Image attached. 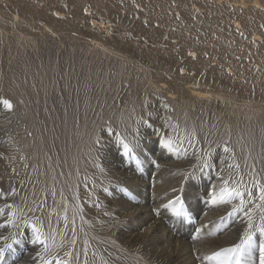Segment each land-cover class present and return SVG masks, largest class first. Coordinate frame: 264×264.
Returning a JSON list of instances; mask_svg holds the SVG:
<instances>
[{"label": "rangeland", "instance_id": "rangeland-1", "mask_svg": "<svg viewBox=\"0 0 264 264\" xmlns=\"http://www.w3.org/2000/svg\"><path fill=\"white\" fill-rule=\"evenodd\" d=\"M257 1L258 6L254 5L255 0H0V16L3 19L5 15L0 23V47H4L3 52L0 50V117L9 111L2 101L11 100L3 87L10 64L15 60L17 62L18 58V61L27 59L25 61L29 62L30 58L27 57L30 55L23 50L35 53L30 66H42L45 85L53 84L51 91H56L43 97L57 96L66 85L74 88L76 79L82 82L86 79L85 83L92 88L89 89L91 97L98 95L97 90L105 92L102 98L111 107L97 134V151L93 157L100 168L103 165L102 154L111 152L112 156L105 158L108 163L103 165L104 169L114 162L116 170L127 167L140 179L141 186L138 183L122 184L119 189L122 201L134 198V203L148 202L155 208L169 199L179 198L181 203L176 206L184 210L183 217L174 216L171 209H161V215L155 218L152 210L142 214L145 220H155L154 231L163 226L159 235L154 237L124 227L121 234H117L115 229L105 233L100 231L101 234L96 235L98 229L95 227L93 232L87 234L77 217L63 214L60 217L56 214L61 230L57 238L56 233L51 232V225H48L51 216L47 214H54L57 206L41 205L43 199L35 201L33 196L38 208L28 212L29 208L19 203V195L32 184L33 179L39 176L42 182H47L43 170H37L36 159L28 153L14 157L10 152H0V192L3 193L0 208H5L6 204L25 208V223L19 227L17 236L22 243L14 246L15 256L7 254V264H44V261L55 264L56 256L63 258L66 250L74 252L73 264H84L85 259L87 264H172L162 262L170 255L175 264H202L200 257L239 242L246 221L242 216L229 217L231 207L227 213V205H213L211 198L213 186L217 193L222 186L220 177L231 178V184L242 181L240 189L243 191L246 186L256 193L257 198L259 186L264 185V176H258L259 170L264 167V157L261 155L264 143V0ZM30 4L37 11H47V14L38 12L21 17L23 9ZM58 12L64 14L61 20L55 17ZM15 14L20 18L17 16L11 24L10 17ZM93 21L110 25L106 27L107 31L101 28V37L92 31ZM46 27H49L54 40L45 36L44 33L49 32ZM255 36L259 39L255 40ZM80 39L100 40L105 49H81ZM43 47L54 50L44 63L41 55ZM151 54H154L153 57L149 56ZM66 80H69L68 84ZM161 81L169 86L164 92L171 90L178 95L169 103L163 97L166 92L158 91ZM190 84L191 89L206 92L208 96L190 98L184 88ZM129 107L133 108L134 116L130 124H124ZM238 109L240 120L246 125L248 121L254 128V138H250L252 142L247 139L248 148L236 145L235 136L227 129L230 114ZM196 120L206 131L205 136H198L193 125ZM133 130L138 131L134 133ZM244 133L242 131L240 134L243 139L247 137ZM128 134L131 140L126 139V142H132L130 145L134 148V154L125 156L119 138ZM225 147L230 151L225 152ZM25 149L29 147H23V151ZM202 160L211 167H202ZM227 162L239 167L229 168L225 166ZM185 163L188 169L191 168L187 173H184ZM17 173H23L26 178L18 181L14 178ZM160 173L168 174V197L165 193L158 197H147V185L153 190L154 179ZM174 175L182 183L170 181ZM184 180H189L192 185L191 194H186ZM55 186L57 193L46 200L48 204L62 194L58 181ZM156 187L163 189L165 185ZM143 188L146 195L142 192ZM13 190L18 194L16 198L11 194ZM61 196L69 200L65 195ZM101 201L95 205L93 203L92 208L102 210L105 204L102 205ZM220 209L222 212L216 218L218 221L206 228L207 224L201 220L209 219L210 211ZM116 216L119 221L125 219L123 211ZM5 219L6 213L0 215V224L5 223ZM37 219L42 231L53 234L58 239L57 244L63 242V247H54L50 253H45L40 245L33 246L29 242L32 235L30 225L36 223ZM166 229L171 236L180 239L178 247H171L170 238H161L160 234ZM15 232L16 229L11 226L0 228V235L8 236ZM197 233L199 238H195ZM109 237L117 238L121 243L117 254L106 244L110 241ZM73 238L76 241L74 245L70 243ZM200 241L203 246L192 248L193 243ZM2 243L0 241V246ZM131 248L136 251H130ZM176 250L185 253L174 255ZM124 254L128 257L122 256ZM252 264H259V239Z\"/></svg>", "mask_w": 264, "mask_h": 264}, {"label": "bare ground", "instance_id": "bare-ground-1", "mask_svg": "<svg viewBox=\"0 0 264 264\" xmlns=\"http://www.w3.org/2000/svg\"><path fill=\"white\" fill-rule=\"evenodd\" d=\"M241 2L245 3L244 1ZM234 4H236V1L234 2ZM254 5L258 6L257 0H255ZM197 9L198 8H196V10ZM38 12L41 14L42 13L47 14L46 13L47 11L45 12L37 11L36 7L31 5V6H26V8L23 9L22 16L21 15L20 16L26 17L27 15H32V14L35 15V13ZM17 16L18 14H15L14 16L10 17V23L11 21L14 23ZM63 16L64 14L62 12H58L56 13L55 17L61 20ZM3 19L0 16V23ZM15 25L17 26V24ZM91 25L93 26L92 31L100 35V37L103 35L102 31H107L106 27L110 26L109 24L106 26L102 21L101 22L93 21ZM48 28L46 27V31L49 32H45L44 34L45 36L50 37L52 40H54L53 39L54 37L50 36L51 32ZM95 37L100 38L99 36H95ZM102 38L104 39V37ZM21 39L22 38H20V40ZM254 39L257 40L259 39V37L255 36ZM80 40L81 41H79V46H81V49L85 48L86 50L88 49L95 50L104 46V44L101 43L100 40L99 41L96 39H92L89 41H87L88 39H80ZM19 43L20 42H16L15 44H19ZM13 46L14 45H12V47ZM1 49L3 52L4 47L1 46L0 50ZM103 49L105 48L103 47ZM23 51L24 53L30 55L29 57H27L30 58L29 62L25 61L27 59L25 60L22 59L23 61H18L19 58L17 59V62L16 60L15 63L12 62V64H10L11 65L10 71L3 83L4 84L3 87L5 88V91L10 95L11 97L10 101L14 107H12L10 111L3 113V115L0 117V152H4V153L10 152V154L14 157L17 154H21L22 156H24L25 153H28L30 156H33L37 161L38 172L43 170L42 172L43 174H45L46 180L49 183V185L47 184V182L46 183L42 182V180L39 179V176H37V179L36 180L33 179L32 184L28 185V187L24 190V192H22V194L19 195L20 196L19 203L22 206H26L29 209H33V211L34 209L38 208V206H36L37 202L35 201H39L40 199H43L40 202L41 205L44 206L46 205L50 207H52V205L57 206L58 210L54 214L47 213L48 216L49 215L51 216V218L54 217V219L49 218L48 225L49 227L51 225L50 227L52 230L51 232L56 233L55 234L56 236L61 235V230L59 228L60 226H58V222L56 221V217H57L56 214H58V216L60 217L62 216V214L65 216H69L71 218L73 216L77 217V221L82 224L84 228V232L87 234H89L91 231L93 232L94 227L96 228V230L98 229L96 231L97 232L96 235L105 232L115 231V229H117V234L123 233L122 231L123 227L118 223L119 219L117 218L116 215H118V213L123 210L126 201H122L121 191H119V189L122 187V184L125 183H128L130 185L133 184L136 185L138 183L139 186L141 185L139 184L140 179L137 178L136 174L128 170L127 167L126 168L124 167L121 170H116L117 167L115 165L116 163L113 162L114 163L113 164L111 162L110 165H106L107 166L106 169L103 168L105 164L108 163L107 159L105 158L111 157L112 156L111 152L102 154V160L101 159L100 160L102 161L104 166L102 165V167L100 168L97 167L98 164L97 159L93 157L95 151H97L95 150L96 147L95 141L97 134L103 124L104 118L108 115L111 107L110 103L106 101L104 98H102L105 92L97 90L96 93L98 95L95 97H91L92 94L89 93V89L92 90V88L91 86L85 83L86 80L85 77H84L85 80H83V82L81 81V79L78 80L75 78L76 80H75V86H73L74 88H71V86L67 87L66 85L65 87H63L64 88L63 90H61L60 88L61 91L60 93H57V96L51 98L49 96V98L47 99L43 96H46L47 93L50 94L51 92H56L55 90L51 91L52 88L51 86H53V84H51L50 86L45 85L46 83H44L43 75H42V71H43L42 66L40 68L39 65L38 67L30 66L29 63L30 62L32 63V61L30 60L34 59L35 53H29L25 50ZM52 51L54 50L50 47H43V50L41 52V55L43 54V60H42L43 63L47 61V58L49 57V55L52 54ZM153 55L154 54H151L149 56L153 57ZM67 81L69 80H66V84H68ZM158 86L160 87L158 91H163L166 88H169V86L165 81H161L158 84ZM184 88L188 96L192 99H199L208 96L206 92H202L198 89H191L193 88L191 84L186 85ZM165 92H166V96L163 97L166 101H168V103L178 97V95H176L174 91L167 90ZM239 113H240V109L233 110L228 120L229 122L227 125V129L231 134H233V136H235L236 145L240 147L245 145L244 147H246V144L249 141L252 142L250 138L252 139L254 138L255 134L252 133L254 128L252 129V126L248 121H247L248 123L247 125L245 124L246 122L243 123V121L240 120L241 117L239 116ZM133 116H134L133 108L132 107L127 108L126 119H124L125 121L123 123L130 124V120H132ZM193 125L195 126V130L197 131L198 136L200 137L205 136L206 131H204L200 127L197 120ZM242 131H244L245 132L244 134L247 135V137L245 136L246 137L245 139H243L242 138L243 136L240 135ZM27 135L30 137L28 138ZM222 135L224 136V134ZM124 137H126V139L129 141L131 140L129 134L127 136L124 135ZM262 138H260V140ZM247 139H249L248 142ZM27 146L29 147V149H25L23 151V147H27ZM245 154H247V152ZM261 155L264 157V143H262ZM259 156L260 155H258V157ZM228 165L229 162H227L225 166L228 167ZM185 167H186V163H185ZM189 169L188 167H186L184 173L189 172ZM158 172H161V170L160 171L158 170ZM22 174L23 173H17L15 174L14 178H16L18 181L25 179L26 176L23 177ZM261 174L264 176V167L262 168V170H259L258 176H261ZM167 176L168 174H161V173L158 174L156 176V179H154L153 190L149 189V186L147 185L146 191H148V195H146L147 192L145 191V188H143L142 191L143 194L146 195L147 197H149L150 195L154 197H158L160 195H164L163 193H165L166 197H168L167 194L169 193L168 192L169 190L167 187H170V185L168 184L167 181L168 178L166 179ZM177 177H178L177 175L171 176L170 181L179 184L180 181H177L178 180ZM183 178L185 177H182V179ZM57 181L58 183H60L62 187L61 190L62 194L65 195L67 198H69V200L66 201V199L63 196H61L62 194L60 193L59 198H57L56 201L54 202L50 201L48 204L46 200L50 196L54 195V193L55 194L57 193L56 191L57 186H55V183ZM188 181L189 180L187 181L184 180V182H186L185 183L186 194H191L193 188L192 185L190 186V183ZM150 183L152 182L150 181ZM160 185H165V187H163V189H158L156 186H160ZM133 189H137V188H133ZM33 196L35 197V201L33 200ZM85 199L86 202L84 201ZM99 201H101L102 205L105 204L102 206V210L95 209L94 207L92 208L93 203L95 205V203H98ZM135 204L138 205V211L143 215L146 213L148 214L153 208L152 204L148 202H144L141 204H139V202H136ZM229 209L230 206L227 205L225 212H227ZM220 212H222L221 209L219 211L218 210H213L212 212L210 211L211 217L209 216L208 213V216L210 218L203 219L201 220V222L203 224H207V226L216 222L217 220L216 218L220 214ZM224 214H222L220 217H222ZM69 217L67 219H69ZM206 228H209V226ZM162 230H163V226L160 225L155 231L159 233V231ZM100 231L102 232L99 233ZM164 231L165 232L160 234L161 238H167V239L170 238L171 247L173 249L178 247L179 244L181 243L180 239L171 236L172 234L167 229ZM57 238L59 237L57 236ZM109 238L110 241H108L106 244H108L107 246H111V251L117 254L119 252V248L121 247V243L118 242L117 238H113V239H111V237ZM57 240L58 239H56V242ZM115 242L118 244L116 245ZM200 246H203L202 241L193 243L192 248L200 247ZM211 249L212 248H209V250ZM133 250L136 251V249L133 248L130 249V251ZM177 253L181 256L185 252H181L178 250L174 251V255H176ZM122 256L128 257L127 254H124ZM122 256L118 255L120 260H123ZM135 258L137 259V257ZM162 262L163 263L170 262L172 264H175L176 261L172 259V255H170L168 259L162 260Z\"/></svg>", "mask_w": 264, "mask_h": 264}, {"label": "snow or ice", "instance_id": "snow-or-ice-1", "mask_svg": "<svg viewBox=\"0 0 264 264\" xmlns=\"http://www.w3.org/2000/svg\"><path fill=\"white\" fill-rule=\"evenodd\" d=\"M191 55V53H190ZM2 104L10 111L13 107L11 101L4 100ZM134 133L138 130H133ZM120 144L123 149V155L129 156L134 154V148L129 142H126L125 137H120ZM99 141H97L98 143ZM225 152H229L230 149L225 147ZM202 159V158H201ZM158 166V165H157ZM202 167H211L209 163L202 160ZM229 168L239 167L238 165H228ZM222 186L217 193L215 186H213V195L211 203L213 205H228L231 207V212L228 213L229 217L242 216L246 221V228L243 231L239 242L228 248H223L213 252L210 255L200 257L202 264H252L253 253L257 247V240L259 239V264H264V185L259 186L258 198L255 194L248 190L245 186L244 190L240 189L242 181H237L236 184H230L229 179L220 177ZM255 187V184H254ZM13 196L18 195L15 190L11 193ZM0 196L3 193L0 192ZM198 199V197H197ZM134 198L129 199L124 208L123 214L125 219L118 221V223L127 229L141 234H148L150 237L158 236L159 233L154 231L155 220H145L143 215L138 211V205L133 202ZM181 203L180 199L176 200L169 199L168 202L162 203L159 206L152 209L153 218L161 215V209L172 210V214L176 217H183V207H177L176 205ZM28 212H32L33 209H27ZM5 223L0 224V228H6L11 226L16 229L15 233L8 236L0 235V264H7L6 256L11 254L15 256L16 248L14 246L20 245L22 241L17 238L19 235V227L25 223L24 215L25 208L17 204H6L5 208H0V215H5ZM171 218V217H169ZM223 219V218H222ZM32 235L30 243L40 245L43 252L50 253L54 247H63V242L57 244L55 236L50 233L42 231V225L39 219L36 223L30 225ZM195 238H199V233ZM11 241V242H9ZM75 238L70 242L72 245L75 244ZM163 243V241H159ZM87 243V242H86ZM85 250V255H86ZM39 255V253H38ZM43 259V257H41ZM74 252L72 250H66L63 252V258L59 255L56 256L55 264H73ZM44 264H52L51 261H44ZM84 264H87L85 259Z\"/></svg>", "mask_w": 264, "mask_h": 264}]
</instances>
